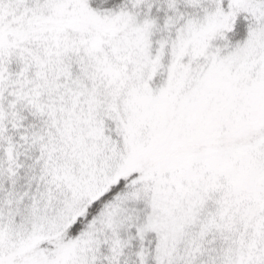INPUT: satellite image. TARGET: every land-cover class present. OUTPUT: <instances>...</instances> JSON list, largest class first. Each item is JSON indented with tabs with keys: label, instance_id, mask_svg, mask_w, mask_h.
Returning a JSON list of instances; mask_svg holds the SVG:
<instances>
[{
	"label": "snow or ice",
	"instance_id": "1",
	"mask_svg": "<svg viewBox=\"0 0 264 264\" xmlns=\"http://www.w3.org/2000/svg\"><path fill=\"white\" fill-rule=\"evenodd\" d=\"M0 264H264V0H0Z\"/></svg>",
	"mask_w": 264,
	"mask_h": 264
}]
</instances>
